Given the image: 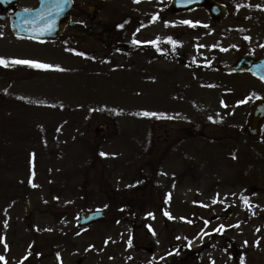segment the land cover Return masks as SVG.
<instances>
[{"label": "rangeland", "instance_id": "obj_1", "mask_svg": "<svg viewBox=\"0 0 264 264\" xmlns=\"http://www.w3.org/2000/svg\"><path fill=\"white\" fill-rule=\"evenodd\" d=\"M227 2L235 7L233 0ZM79 4L80 12L101 5L98 29L112 15L116 21V16L134 10L136 18L124 38L133 48L129 53L107 51L99 43L68 35L54 42L58 46L21 38L13 44L0 41L1 54L12 49L7 53L16 54L15 59L63 69H40L38 74L33 71L38 68L4 57L18 68L9 80L0 78V92L16 82L15 89H9L14 93L0 94V100H15L18 105L10 110L1 107L0 112L19 116L4 128L10 133L2 146L0 136V255L7 264H20L37 243L39 251L23 264H211L213 260L237 264L225 249L230 242L227 248L234 247L245 264H264V121L259 135L249 138L240 132L252 111H233V106L220 102L226 89L251 100L260 83L238 74L189 71L167 59L155 60L151 48L135 44L134 40L164 36L163 21L143 25L147 15L169 5L166 0H79ZM258 16L264 24V10ZM184 17L177 18V31H184V21L179 20ZM231 24L228 19L223 25ZM121 31L125 35L127 29ZM186 38L181 42L188 45ZM76 46L86 55L77 58L67 50ZM228 49L233 54L235 48ZM192 52L197 61L210 55L208 47L194 46ZM142 111L165 115H137ZM241 195L248 197L251 210ZM122 198L136 202L131 214L122 211ZM25 200L35 208L29 219ZM93 209H104L106 220L87 230L79 227L80 211ZM196 210V219L203 217L201 223L208 221L207 225L175 219L187 214V221H192ZM127 215L138 217L134 223L126 222L129 217L123 222L118 218ZM220 225L225 226L222 232L213 231ZM208 235H214V241ZM59 237L66 245L55 253L42 246ZM182 237H193L189 248L200 249L196 256L171 254V245L181 243ZM208 241L225 250H203ZM148 244L155 248L153 255L133 249Z\"/></svg>", "mask_w": 264, "mask_h": 264}, {"label": "flooded vegetation", "instance_id": "obj_2", "mask_svg": "<svg viewBox=\"0 0 264 264\" xmlns=\"http://www.w3.org/2000/svg\"><path fill=\"white\" fill-rule=\"evenodd\" d=\"M215 1L224 3L228 6V15L223 19H219L216 16H212V10H210L208 7L189 10L184 13H173L171 12V9L169 7L166 8L161 7L159 10H157L156 16L158 18L155 19V23H161L162 21L164 22V24H162L163 28H161L164 34V38L163 41L159 42V47L161 48L162 45L164 47H167V49L170 50V54H169L170 57L179 55V53L177 52L178 49L181 47L186 48L182 53L185 57L188 56L193 57L192 49L194 48V46H196V48H205V49L206 47H208L210 55L205 62L213 64V68L212 67L211 68L216 70L219 69L223 70L222 67L227 65L228 66L232 65L238 59L246 55H254V57H260L264 55V24L261 22V19L258 16L259 12L261 10H264V0H233V2L235 3V7H231L230 4L227 2V0H215ZM37 2L38 0H0V33H2V35H0V39H9V41L10 40L13 41V39H18V37H15L11 31L10 22L12 15L17 10L29 9L34 7L37 4ZM256 3H260V4H256ZM210 4L211 2L208 3L207 5ZM256 5H261V7H256ZM94 6H95L94 19L90 17V21L85 22L84 26H77L74 29L67 27L65 31L69 32L70 30H77L79 34H81L82 32L86 31L85 29H87V27L90 26L91 22L92 24H94V27H98L97 24H95V22L97 21L98 12L101 13V5L99 6L94 5ZM193 13H195L194 14L195 16L192 15ZM182 15L186 16L184 21H191L195 26H193L192 24L184 23L185 25L184 31L181 30L177 31L175 27L177 23V17ZM173 17L174 20L173 21L170 20V18ZM72 19L76 21H81L82 19L86 21L87 19L86 11L83 10L82 12H80L79 0H74ZM228 19L232 20L233 25L232 24L229 26L223 25L224 22H226ZM166 22H167V26H166ZM112 24H113L112 18L110 17L102 25L108 37H106L105 40H101L100 42L102 41L104 42L106 49H111L113 47V38L111 36ZM85 33L88 34L87 31ZM183 36L189 37L186 38L187 39L186 42L188 43V45H185L183 42L179 41V39L183 38ZM91 37L94 38L95 36L91 35ZM167 37H172L174 40L178 41L179 43L175 47H173L172 44L167 43L166 41ZM222 47H224V49H222ZM228 48H235L232 52L233 54H229V51L231 50ZM160 53L161 52H159V54ZM1 67L2 65H0V69ZM8 70L9 72H12L13 68L8 67ZM218 72H221L226 75H232V74L245 75L257 79L256 77H254L253 74L247 71H242V72L218 71ZM263 90H264V84H263ZM258 96H264V92Z\"/></svg>", "mask_w": 264, "mask_h": 264}, {"label": "snow or ice", "instance_id": "obj_3", "mask_svg": "<svg viewBox=\"0 0 264 264\" xmlns=\"http://www.w3.org/2000/svg\"><path fill=\"white\" fill-rule=\"evenodd\" d=\"M135 3H140V0H134ZM67 3V0H54V3H53V7L57 10V12H62L63 11V5ZM250 6V5H249ZM239 7V6H238ZM256 7H261V5H256ZM25 12L29 11V9H25L24 10ZM38 18L40 21H45L47 20V23L45 24V27L43 30H51L55 27V21L54 20H51V19H47L48 17L51 16V9H49L47 12H41V13H38ZM158 17L156 16H153V21H155V19H157ZM183 23L185 24H192L193 26H195L193 24V22L191 21H184ZM124 25L121 24L119 25V27H123ZM166 26H167V22H166ZM137 31H139V29H137ZM0 35H2V33H0ZM247 39V37H246ZM166 41L167 43H170L173 45V47H175L179 42L174 40L172 37H167L166 38ZM135 44H140L141 41L139 40H134L133 41ZM148 43H151L152 45H154L156 48H157V51H161L160 47H159V37L155 40H152V41H149ZM202 47V46H201ZM69 51H72V52H76L75 49H69ZM77 55H80V56H84L86 55L85 53L83 52H76ZM11 63L13 64H20V65H28L30 67H33V68H38V69H56V70H63L60 68L59 65H52V64H46V63H41V62H38V61H34V60H22V59H13L11 61ZM0 65H3L5 67H7L9 65V61L3 57H0ZM260 79L264 80V75H261L260 76ZM221 103H223V101H221ZM243 103V101H242ZM137 115H141V116H146V117H160V116H164L165 114H162V113H155V112H148V111H142L140 113H137ZM209 120H212L213 118L211 116L208 117ZM59 130V129H58ZM101 156H106L107 154L106 153H103L101 152L100 153ZM233 158H235V155L233 154ZM35 186V185H33ZM169 197H170V194H169ZM241 201L243 202V204L249 209L251 210L252 209V205L250 204L249 202V199L248 197L246 196H243L241 195L240 197ZM214 203L217 202V201H213ZM205 207H207V205H204ZM253 215H255V212L252 213ZM148 215H152V213H149ZM164 215L168 216L170 219H172L173 217L171 216L170 213H168L167 211L164 212ZM180 219H185L184 217H181ZM188 223H192V221H187ZM7 222H5L6 224ZM208 221H205V224L207 225ZM239 224L235 225V227H238ZM224 225H220L218 228L214 229L213 231H216V232H222L223 229H224ZM259 228L256 229L257 232H259ZM155 234V233H153ZM207 234V233H205ZM177 239H179V237H177ZM185 239H187V237H185ZM108 241H105V243H107ZM129 243H131L129 241ZM245 245H247V241L244 242ZM191 244V241H189V246ZM255 245L256 246H259V240H257L255 242ZM4 246L5 248H7V244L6 242L4 243ZM32 253L29 251L20 261V264H23L24 260H27L28 257L31 255ZM57 257L59 258V253H57ZM240 264H245V257L243 255L240 256ZM0 262H2V264H7V258L4 256V255H0ZM61 264H62V261H61ZM211 264H215V261H211Z\"/></svg>", "mask_w": 264, "mask_h": 264}, {"label": "water", "instance_id": "obj_4", "mask_svg": "<svg viewBox=\"0 0 264 264\" xmlns=\"http://www.w3.org/2000/svg\"><path fill=\"white\" fill-rule=\"evenodd\" d=\"M173 3H174V7H176V8H185L188 6H197L200 3V0H174ZM31 12H33V11H31ZM31 15H32V13L27 12V14H25L23 17H20L19 20L16 21V23L14 24V31L16 33L25 34V35L34 36V37H42L41 35H43L45 32H46V34L48 33V36H51V32L56 30V29H53V30L51 29L50 31L49 30H43L44 27H42V26H44L45 24H41V23L47 22V20H45L43 22L38 20L40 25H35L34 21H33L35 18H34V16L32 17ZM33 24L36 27L34 29L30 28ZM249 69L252 70L259 77L261 75H264V59L261 62L256 61L253 68H249ZM263 117H264V100H259L256 103V111L253 114L251 122L246 127V131L251 135H256L258 132V122ZM24 205L26 208V216L29 217L30 214L34 211V209H33V207H31V205L28 201H26L24 203ZM98 217H104V212L103 211L91 212V213L83 212L81 214V222H88V221L93 220V219L98 218ZM141 249L146 250L143 248H141Z\"/></svg>", "mask_w": 264, "mask_h": 264}]
</instances>
